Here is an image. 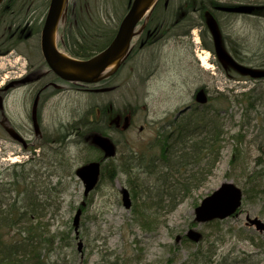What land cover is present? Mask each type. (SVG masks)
Wrapping results in <instances>:
<instances>
[{"label":"rangeland","instance_id":"obj_1","mask_svg":"<svg viewBox=\"0 0 264 264\" xmlns=\"http://www.w3.org/2000/svg\"><path fill=\"white\" fill-rule=\"evenodd\" d=\"M109 1L99 2L109 14L120 16L121 1L108 4ZM175 2L177 6L183 4V0ZM98 14L104 11L101 9ZM216 15L221 19L228 48L242 49L249 55L264 51V13L250 17ZM200 28L199 24L193 29L199 36ZM240 43L248 51L240 48ZM159 49V66L145 84L128 82L127 71L119 70L111 79L110 84L116 86L111 92L89 94L70 89L44 100L40 107L42 133L49 139H57L61 134V143L49 142L52 144L47 147L42 144L44 140H40L33 144L34 149L24 151L0 130V187L15 180L17 175L22 184L20 189L32 188L37 194L44 209L40 212L42 217L32 223L39 224L42 235L49 240L42 250L46 264H185L198 247L201 249L213 241L217 245L215 260L226 258L237 264H264V233L246 224L247 215L264 221V176L254 182L247 179V174L258 171L256 156L263 155L259 148H264V98L258 100L257 93L264 92V80H237L218 67L211 53L208 56L211 65L203 66L195 55L202 48L199 43L196 45L192 32ZM25 75H30V71L21 56L8 54L0 58V85L13 86L3 97L5 119L30 143L36 137L28 117L32 102L30 86L21 83ZM201 87L210 95L211 104L206 110L217 108L223 117L222 132L216 143L219 159L206 180L171 211L142 216V208L137 207L139 202L132 197V180L121 167L124 156H143V162L131 167L129 173L140 184V191L152 185L154 178L143 165L149 157L158 154L159 142L165 140L172 120L176 123L181 120L174 119L175 112L191 104L193 92ZM220 94L226 101L220 99ZM248 94L256 99V102L252 100L256 104L254 110L247 107L244 98H248ZM111 105L113 111L121 115L134 111L133 126L129 130L119 132L107 124L108 129H102L105 125L96 121L99 115H104L101 107ZM196 109L199 108L194 106L190 112ZM165 119H169L167 123ZM176 123L171 125L174 129L178 128ZM94 125L116 142L118 153L113 160L103 162L105 170L98 185L84 195L83 184L74 170L101 157L98 149L86 147L83 141L86 129ZM140 125H143L142 131L138 130ZM151 140L156 145L150 148L147 144ZM38 145L45 147L36 149ZM226 180H233L244 192L237 213L219 224L195 222L194 209L200 200ZM257 186L260 192L255 189ZM9 187L7 184L10 192L2 196L11 201L17 191ZM123 187L130 193L132 205L129 208L122 203ZM134 188L139 190L136 185ZM48 191L51 198L47 197L50 203L47 206L43 192ZM82 201H85L84 206ZM78 208L81 213L74 225L72 219ZM189 228L203 232L207 239L197 244L186 243L184 235Z\"/></svg>","mask_w":264,"mask_h":264},{"label":"trees","instance_id":"obj_2","mask_svg":"<svg viewBox=\"0 0 264 264\" xmlns=\"http://www.w3.org/2000/svg\"><path fill=\"white\" fill-rule=\"evenodd\" d=\"M240 1L256 2L259 0ZM199 2L204 5V0H199ZM212 2L216 4V1ZM191 4L188 3L187 5L190 6ZM261 13H264V10H261ZM228 14L235 16L232 13ZM218 22L222 28L221 19L218 18ZM243 47L244 45L240 43V48ZM228 49L240 62L242 61L251 66H264V51L249 55L242 49L239 50L230 46ZM244 49L248 51L247 47H244ZM248 91L251 94L253 93V90ZM257 94L258 98L264 96V92ZM251 96L248 94V98L244 99L248 103L247 106L253 108L255 105L253 101L256 99H253L254 95ZM222 99L226 101V98ZM214 117L201 121L194 118H185L170 142H168L169 139L159 142L160 153L158 157L151 159L150 165L146 166L149 176L154 178L153 184L145 188L147 190L143 188L141 192L140 184L137 180H133L129 173V169L134 165L133 157L127 156L124 158L121 167L129 174V179L132 180V196L139 202L137 207L138 209L142 208V216L150 217V214L158 215L157 212L171 211L178 202L182 201L186 195L206 180L219 158L216 143L222 132L220 113L215 111ZM96 129H99L96 125L88 127V130L91 131ZM90 148L93 147L90 146ZM259 149L263 155H260V158L256 160L255 168L258 171L255 174H247V179L250 182H254L256 178H263L261 175L264 176V173H261L262 170L264 171V148L260 147ZM14 178L15 180L12 182L4 183L0 187V264H46L42 250L49 240L42 235L41 226L32 223L33 220L42 217L40 212L44 208L38 201L34 190L32 188L27 190V187L20 189L22 184L18 176L15 175ZM7 184L8 187L11 185L13 190L17 191L16 196L11 201L2 196V194L10 192L9 188L11 187L6 188ZM135 185L139 187V190L134 188ZM255 189L260 192L261 188L257 186ZM43 194L45 195L44 204L48 206L50 203L47 197L51 198V193L48 191L43 192ZM204 238L207 239L205 234H203L200 242ZM214 242L206 247L203 246L201 249L198 247L191 259H188L185 264H237L236 261L226 258L218 257L219 259L215 260L214 255L217 247Z\"/></svg>","mask_w":264,"mask_h":264},{"label":"flooded vegetation","instance_id":"obj_3","mask_svg":"<svg viewBox=\"0 0 264 264\" xmlns=\"http://www.w3.org/2000/svg\"><path fill=\"white\" fill-rule=\"evenodd\" d=\"M170 2L171 0H157L147 21L139 23L138 31L135 27L134 36H138L132 39L130 52L122 68H126L140 81L147 80L156 68V50L161 42L169 37L173 38L178 32L176 8ZM129 3L128 0L127 6ZM193 3L195 4L194 1ZM48 5L49 0H3L0 3V56L17 51L19 44L27 48L28 55H24V58L28 70L31 73H41L28 84L32 85L30 93H40L41 98L60 94L66 86L73 87L53 73L42 58L41 32ZM127 8L129 7L126 10ZM191 9L196 10L195 7ZM106 18L110 16L97 15L94 1L70 0L64 21L56 35L57 47L77 58H87L98 52L108 45L117 29L114 28L112 19H107L106 25L98 26V21L102 22ZM41 100L39 99V104ZM0 130L4 131L2 128ZM37 139L36 141L44 140L45 144L61 141L60 138H46L43 133Z\"/></svg>","mask_w":264,"mask_h":264},{"label":"water","instance_id":"obj_4","mask_svg":"<svg viewBox=\"0 0 264 264\" xmlns=\"http://www.w3.org/2000/svg\"><path fill=\"white\" fill-rule=\"evenodd\" d=\"M63 1L64 0H51L50 2L49 12L42 33V52L52 70L63 79L90 82L105 77L107 74L102 75L105 69L112 65H118L119 61L127 52L133 26L154 0H134L129 12L123 18L117 35L111 44L97 55L85 61L70 59L54 49L53 35L61 14ZM220 8L225 11L236 13H249L257 7L253 5L238 4L220 6ZM206 24L212 36L215 55L225 69L231 67L240 74L249 75L251 77L264 76V69L251 68L242 63L240 64L227 50H225L223 40H221L220 30L212 15L207 16ZM196 99L199 102H204L206 97L202 91H199ZM34 126L35 130H37L36 123H34ZM7 131L12 137L23 142L22 138L12 128H8ZM86 140H89L92 144L98 146L104 152V158L115 154L116 149L114 143L109 137L100 132L95 131L88 133L86 135ZM99 170L100 161L86 163L75 170L76 175L84 184V195H87V193L95 187L98 181ZM121 192L123 205L125 208H129L131 205L129 192L125 188H122ZM241 195L242 191L233 183H222L219 188L203 198L200 205L195 208V220L207 221L214 218H224L228 216L236 211L237 207L240 205ZM81 204L83 205L84 201H82ZM80 213L81 209L78 208L73 219L74 225H77ZM246 219L251 222V224L255 225V228L258 231H264V222L259 218H250L247 215ZM187 235L192 240L197 241L200 233L191 229L188 231Z\"/></svg>","mask_w":264,"mask_h":264},{"label":"bare ground","instance_id":"obj_5","mask_svg":"<svg viewBox=\"0 0 264 264\" xmlns=\"http://www.w3.org/2000/svg\"><path fill=\"white\" fill-rule=\"evenodd\" d=\"M197 1H199V0H197ZM207 2H209V0H207ZM203 3H206L205 1L203 2ZM191 11V10H190ZM199 57H200V59H201V62H202V64L205 66V67H208L210 64H209V61H208V52H201L200 54H199ZM13 160H15V158L13 159Z\"/></svg>","mask_w":264,"mask_h":264}]
</instances>
